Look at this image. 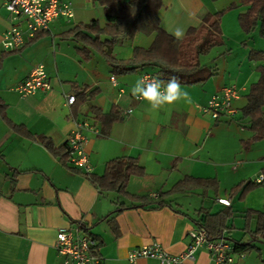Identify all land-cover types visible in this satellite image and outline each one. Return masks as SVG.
I'll return each mask as SVG.
<instances>
[{
	"label": "crops",
	"instance_id": "0c3cea01",
	"mask_svg": "<svg viewBox=\"0 0 264 264\" xmlns=\"http://www.w3.org/2000/svg\"><path fill=\"white\" fill-rule=\"evenodd\" d=\"M63 1L72 4L71 0ZM161 5L157 14L160 28L172 37L174 28L178 26L184 29L185 35L188 29L198 27L206 14L225 12L232 6L242 7L238 0H162ZM242 8L222 15L220 29L223 40L228 26L238 33L240 28H235V21L245 10ZM226 16H229V21L224 24ZM69 21L59 17L38 39L17 51H5L1 39L10 22L7 13L0 11V100L7 105L6 120L0 116V264H62L61 257L54 250L56 232L68 228L76 232L81 224L83 229L77 233L84 230L94 238L103 264H132L127 261L128 252L152 242L158 243L170 255H176L189 246L188 232L197 227L194 222L200 219L199 214L203 211L214 214L230 208L233 215L234 200L245 203L242 229L248 236L246 239H234L230 225L232 216L227 222L230 228L223 230L226 231L225 240L232 245L233 241L252 242L253 246L264 244V239L254 234L256 212L264 213V199L257 198L260 196L258 187H264V183L240 199L238 192L230 194L241 182L253 181L264 173V140H252L248 122L241 118L249 87L259 78L257 67L264 65V61L249 59L248 53L254 49H245L243 54L247 56V71L238 63L234 66L237 71L232 78V68L224 65L222 71L212 69L214 75L205 82L182 84L192 97L191 104L178 102L165 110L153 112L146 102L132 97L130 89L143 73L153 74L156 68L144 67L134 73L114 75L95 52H91L87 62L81 61L74 49L77 45L61 36L78 25L67 27ZM97 21L105 24L104 17ZM142 36L117 43L113 56L127 61L135 47H149L152 37L143 36V39ZM57 37L72 44H56ZM95 56L104 61L108 80L101 81V72L105 70ZM37 64L44 67L49 78V92L22 97L15 88ZM112 76L116 77L118 87L111 86L109 79ZM231 86L239 95L233 102V107L238 109L234 119L214 120L200 110L211 96ZM119 89L123 90L121 95ZM91 91L96 92L92 99L81 101L76 98L72 107L66 105L65 94L76 97L77 93L88 94ZM243 98V105H238ZM93 106L104 113L112 108L120 112L121 121L111 126L108 135L102 134L100 124L92 115ZM83 121L99 132V135L85 132L90 174L102 175L109 160L134 157L145 174L129 179L126 191L132 196L156 200L186 176L215 178L217 193L201 188L173 192L163 195L170 207H141L139 203H132L113 192H100L84 177L83 170L76 169L81 171L78 173L69 163L63 166L42 144L18 133L11 126H23L32 136H43L58 149L67 145L66 139L75 125ZM223 186L224 196L221 195ZM179 195L202 198L201 206L192 207L187 202L189 208H186L177 202L176 196ZM206 198L211 199L212 205L203 203ZM216 198H228L231 204L223 207L215 202ZM134 205L138 206L132 208ZM122 206L131 209L111 214ZM214 206L218 208L213 209ZM247 212H250L248 219ZM111 219L117 226L116 232L109 222ZM255 248L260 251L257 246ZM194 257V264H210L204 247L198 249ZM134 264L158 262L137 259ZM233 264H264V256L261 252L256 257L248 252Z\"/></svg>",
	"mask_w": 264,
	"mask_h": 264
},
{
	"label": "trees",
	"instance_id": "16d2710c",
	"mask_svg": "<svg viewBox=\"0 0 264 264\" xmlns=\"http://www.w3.org/2000/svg\"><path fill=\"white\" fill-rule=\"evenodd\" d=\"M99 3L103 8L105 24L92 20L86 24H78L72 30L62 33L65 39H70L77 46L76 55L81 61L87 62L91 52L97 53L107 63L110 72L116 75L134 73L144 67L156 68L154 76L167 81L171 76H178L181 84L195 85L208 80L214 75L212 68L201 65L202 56L207 55L211 49L222 46L223 38L220 29V20L224 11L216 14H206L198 27L187 30L182 39L178 40L160 28V19L157 14L161 9L162 0H92ZM240 5L245 8L238 14V23L241 31L247 37L257 32L258 37L264 38V0H239ZM34 35L31 42L38 39L41 34ZM152 37L149 47H135L131 57L127 60H118L113 56L114 46L127 40H133L137 35ZM249 59L264 61V50H250ZM258 68L259 78L257 82L249 87L246 103L241 108V118L247 120L248 131L252 133V140H264V65ZM95 91L77 93L76 98L81 101L94 97ZM6 106L0 100V116L6 120ZM92 115L102 128V134L108 135L111 126L121 121L122 116L117 108H112L104 113L97 107H92ZM10 123V122H9ZM18 133L32 138L42 144L54 157H57L63 166H67L69 156L68 147L64 145L58 149L43 136H32L23 126L11 124ZM102 175L83 173L84 177L94 184L100 192H113L118 196L129 199L132 203L137 202L141 207L155 206L161 208L169 206L164 196L173 192H187L192 189L212 190L217 193L218 182L213 179H195L186 176L177 182L171 190L160 194V198L150 200L148 197L130 195L127 193L129 179L133 176L142 177L144 168L139 165L138 159L134 157H118L105 163ZM77 171L76 169H74ZM81 172L80 170L77 171ZM264 175V173H262ZM256 184L253 181H244L234 188L231 195L238 192L239 199L253 191ZM164 195V196H163ZM134 205L132 208L137 207ZM131 209L122 206L111 214L120 213L122 210ZM202 212V211H201ZM199 212V213H201ZM250 212L246 213L248 219ZM257 221L255 235L264 239V213L256 212ZM195 225L204 229L211 240L219 238L223 230H227L228 220L232 217L230 208L222 209L214 214L203 211L198 215ZM113 230L117 226L113 219L109 220ZM233 251L236 253H248L255 248L252 242L233 241Z\"/></svg>",
	"mask_w": 264,
	"mask_h": 264
},
{
	"label": "built area",
	"instance_id": "2783aa9c",
	"mask_svg": "<svg viewBox=\"0 0 264 264\" xmlns=\"http://www.w3.org/2000/svg\"><path fill=\"white\" fill-rule=\"evenodd\" d=\"M4 10L10 22V27L4 32L1 39V46L5 51H17L26 43L30 42L34 35L48 30L51 22L62 17L71 20L74 11L72 4L63 0H0V11ZM141 77H156L152 73H143ZM112 87H118L116 77L109 79ZM50 89L49 78L46 77L42 65L35 66L28 77L21 82L15 91L22 97L35 95V93H47ZM123 93L119 89V95ZM237 89L233 86L224 87L222 90L209 99L207 105L201 107L204 113L209 114L214 120L220 118L234 119L238 109L233 107V102L238 99ZM65 103L72 107L75 97L65 94ZM85 132H99L87 121L77 122L74 130L66 139L68 147V163L75 169H81L90 173L88 155L85 152L87 138ZM256 184L264 183V175L259 174L253 180ZM156 198V195H154ZM215 202L223 207L230 206L227 198H216ZM83 229L82 224L76 229H59L56 232L54 250L62 259V264H103L98 253L97 242ZM226 231H223L219 238L211 240L204 229L195 227L188 232L190 239L189 246L185 251L176 255H170L158 243L152 242L146 246H139L127 254V261L134 264L137 259H154L158 264H194L195 252L204 247L210 257V264H233L237 259L245 257V253L233 251V245L225 240Z\"/></svg>",
	"mask_w": 264,
	"mask_h": 264
},
{
	"label": "rangeland",
	"instance_id": "374dc122",
	"mask_svg": "<svg viewBox=\"0 0 264 264\" xmlns=\"http://www.w3.org/2000/svg\"><path fill=\"white\" fill-rule=\"evenodd\" d=\"M71 1L73 4V9H74V17L72 18V20L67 22L66 24L67 27H71L73 26V24H79V23L86 24V23H89L91 20H99L100 18L103 17V9L99 5V3H96L92 0H71ZM239 5H240V2H239ZM234 7L232 6V7H229L228 9H225V12L223 15H225L226 13H232V10L243 9L242 7L240 8H234ZM228 21H229V16H226L224 24ZM235 26H236L235 28L237 29L240 28L238 20L235 21ZM227 29L229 30L225 34V37L223 40L224 44L220 47L211 49L210 52L207 53V55L202 56L200 61H201L202 66H208L209 68H212V69L218 68L221 71L223 70L222 68L224 65H225L224 67H227L229 69L232 68L230 70L232 71L231 77L233 78L234 74L237 71L234 67L236 64L241 63V67L245 69V71L248 70V67H247L248 63L246 60L247 56L246 54L243 55L245 49H247V51H249L250 48L256 51L264 50V38H261V37L259 38L257 32L252 33L251 37L249 38L248 36L246 37L242 31H240L241 29H239L238 33H234L231 27L229 26ZM228 33L229 35H227ZM130 41H133V40H130ZM60 43H62V45H67V43L72 44V42L70 41H63L57 37L56 44H60ZM95 57L96 59H98V61L102 62L100 67L105 70L104 73L101 72V78H102L101 81L105 79L108 80V75L106 74V69H105L106 67H105L104 61H102L99 58V56H95ZM226 61H227V64L225 63ZM37 65H41V64H37ZM244 101H245V98H243L238 103V105H243ZM258 188H260V194H259L260 196H258L257 198L264 199V187H258ZM224 189H225V186H223L221 189L222 196L225 195ZM176 200L177 202H180L186 208L187 207L189 208V205H187V202H189V204H191L192 207H194L195 205V207L197 208L201 206L200 202H202V198L200 199L197 197L195 198L194 195H189V196L179 195V196H176ZM211 202L212 201L210 198H206L203 201V203L206 205H212ZM233 203H234V206H233L234 211L232 215L233 217L230 221V225H232L233 227L232 232H234L233 237L234 239H237V240L242 239V238L246 239L248 235H244L243 234L244 231L242 229V225H243L242 214H243V209L246 207L245 203L243 201L240 203L237 200H234ZM214 208L217 209L218 207L214 206L213 209ZM255 246H257V248H259L260 251H258L257 249L252 250L250 251V255L256 257L258 252H261V255L264 256V244L256 243Z\"/></svg>",
	"mask_w": 264,
	"mask_h": 264
},
{
	"label": "clouds",
	"instance_id": "9594fccd",
	"mask_svg": "<svg viewBox=\"0 0 264 264\" xmlns=\"http://www.w3.org/2000/svg\"><path fill=\"white\" fill-rule=\"evenodd\" d=\"M172 35L178 40L182 39L184 29L178 26L174 28ZM130 92L136 100L146 102L153 112H160L178 102L192 103L190 93L183 88L179 77L175 75L167 81L159 77H141L131 86Z\"/></svg>",
	"mask_w": 264,
	"mask_h": 264
}]
</instances>
